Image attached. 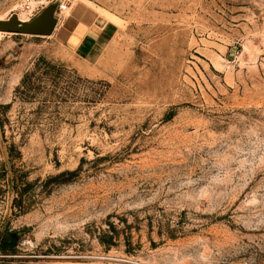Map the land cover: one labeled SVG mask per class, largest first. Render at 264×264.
<instances>
[{"label":"rangeland","instance_id":"374dc122","mask_svg":"<svg viewBox=\"0 0 264 264\" xmlns=\"http://www.w3.org/2000/svg\"><path fill=\"white\" fill-rule=\"evenodd\" d=\"M87 1L100 77L0 35V264H264V0Z\"/></svg>","mask_w":264,"mask_h":264},{"label":"crops","instance_id":"0c3cea01","mask_svg":"<svg viewBox=\"0 0 264 264\" xmlns=\"http://www.w3.org/2000/svg\"><path fill=\"white\" fill-rule=\"evenodd\" d=\"M101 9L87 0L74 2L70 12L60 17L50 36L54 54L84 77H100L96 65L109 48L117 27L103 18Z\"/></svg>","mask_w":264,"mask_h":264},{"label":"water","instance_id":"95a60500","mask_svg":"<svg viewBox=\"0 0 264 264\" xmlns=\"http://www.w3.org/2000/svg\"><path fill=\"white\" fill-rule=\"evenodd\" d=\"M60 1H52L28 22H20L15 15H12L7 20H0V33L30 35L35 37L50 36L57 23L55 14Z\"/></svg>","mask_w":264,"mask_h":264},{"label":"built area","instance_id":"2783aa9c","mask_svg":"<svg viewBox=\"0 0 264 264\" xmlns=\"http://www.w3.org/2000/svg\"><path fill=\"white\" fill-rule=\"evenodd\" d=\"M73 4H74V0L71 3L70 0H61L58 3L55 14V18L57 19V21L59 20L60 17L66 16L70 12ZM36 10L37 8H34L31 0H23L22 3L20 4V8L16 17L19 20V16H22L25 18V21H20V20L19 21L28 22L35 16Z\"/></svg>","mask_w":264,"mask_h":264},{"label":"trees","instance_id":"16d2710c","mask_svg":"<svg viewBox=\"0 0 264 264\" xmlns=\"http://www.w3.org/2000/svg\"><path fill=\"white\" fill-rule=\"evenodd\" d=\"M27 78V77H26ZM25 78V79H26ZM25 79L22 81V83L25 81ZM77 173V171H72V172H65V173H62L54 178H51L50 180H53V181H56L59 177L63 176V175H69V176H74L75 174ZM30 185L27 184L25 187H29ZM111 229V232H112V235H108V234H102L101 236H99L97 238L99 244H101L102 246H105V247H109L111 245H113V239L114 237L117 235L116 231L114 230L113 227L110 228ZM0 251L2 253H6V252H12L13 251V246L11 243L9 242H2L0 244Z\"/></svg>","mask_w":264,"mask_h":264},{"label":"bare ground","instance_id":"6f19581e","mask_svg":"<svg viewBox=\"0 0 264 264\" xmlns=\"http://www.w3.org/2000/svg\"><path fill=\"white\" fill-rule=\"evenodd\" d=\"M19 20H20V21H25V18L22 17V16H19ZM1 34H4V33H0V35H1Z\"/></svg>","mask_w":264,"mask_h":264}]
</instances>
